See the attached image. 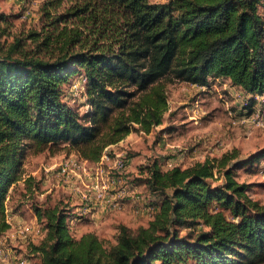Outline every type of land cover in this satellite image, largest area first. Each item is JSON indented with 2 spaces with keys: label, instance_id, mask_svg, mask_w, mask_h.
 <instances>
[{
  "label": "trees",
  "instance_id": "16d2710c",
  "mask_svg": "<svg viewBox=\"0 0 264 264\" xmlns=\"http://www.w3.org/2000/svg\"><path fill=\"white\" fill-rule=\"evenodd\" d=\"M261 4L82 0L71 15L94 24L92 41L66 34L55 55L41 56L25 51L18 39L0 55V235L10 228L6 203L24 178L29 149L66 145L99 162L136 125L149 133L163 123L166 83L176 80L202 87L211 78H228L249 94L264 95ZM51 6L44 4L46 16ZM77 73L87 78L85 115L63 98L64 85ZM235 158L226 154L168 171L154 162L146 184L160 200L155 217L137 229L121 224L114 243L92 232L77 239L64 210L37 207L47 234L33 251L40 264H264V205L233 172L262 162L264 149L228 167ZM217 173L224 183L215 184ZM184 229L189 232L182 235Z\"/></svg>",
  "mask_w": 264,
  "mask_h": 264
},
{
  "label": "rangeland",
  "instance_id": "374dc122",
  "mask_svg": "<svg viewBox=\"0 0 264 264\" xmlns=\"http://www.w3.org/2000/svg\"><path fill=\"white\" fill-rule=\"evenodd\" d=\"M46 2L52 5L49 16L43 11ZM80 3L82 0H0V55L18 39L23 40L25 51L41 56L55 55L58 40L66 34L75 33L92 41L94 24L71 15ZM260 12L264 15V0ZM83 82L87 84L86 75L77 73L63 89L64 100L81 115L90 105L87 95L79 90L77 93L74 86ZM165 90L169 109L163 123L149 133L137 130L136 125L127 137L104 151L113 161L118 155L126 161L125 169L111 172V177L118 180L111 193L122 208L105 211L83 200L79 192L83 186L74 173L78 170L63 172L61 165L68 160L87 159L68 146L39 153L27 151L24 178L11 188L6 203L10 228L0 235V264L41 263V255L33 250L44 241L47 230L38 220L37 207L59 206L64 210L69 216L67 227L77 239L92 232L114 243L121 224L137 229L155 217L160 200L146 184L148 167L154 162L168 171L222 159L226 154L237 155L229 163L232 167L264 149V95L249 94L228 78H211L209 85L202 87L176 80L166 83ZM233 172L240 183L249 186L250 198L264 205V160L253 166L233 167ZM216 177L215 184L224 183L223 175L217 173ZM28 178L31 180L25 182ZM188 232L184 229L181 234ZM3 256L9 258L8 262H1Z\"/></svg>",
  "mask_w": 264,
  "mask_h": 264
},
{
  "label": "built area",
  "instance_id": "2783aa9c",
  "mask_svg": "<svg viewBox=\"0 0 264 264\" xmlns=\"http://www.w3.org/2000/svg\"><path fill=\"white\" fill-rule=\"evenodd\" d=\"M75 91L78 93V90L83 94L86 91V82H83L82 85H75ZM75 92V93H76ZM77 95V94H76ZM118 158L116 160H111L108 153H105L101 160L95 164H91L89 160H68L61 165V170L67 172L71 170H78L74 172L83 186L82 189H79V192L83 196V200L87 203L100 205L101 210L112 211L113 209L122 208L120 202L117 201V196L114 193H111V190L114 187V184L118 180H114L111 177V172L118 170L122 171L126 168V161L124 159ZM107 163V165H105ZM73 167V168H72ZM113 170V171H112ZM9 222V219H8ZM31 230L30 232H32ZM9 258H1V262H8ZM21 264H25V261Z\"/></svg>",
  "mask_w": 264,
  "mask_h": 264
},
{
  "label": "crops",
  "instance_id": "0c3cea01",
  "mask_svg": "<svg viewBox=\"0 0 264 264\" xmlns=\"http://www.w3.org/2000/svg\"><path fill=\"white\" fill-rule=\"evenodd\" d=\"M78 210V208L76 209V211Z\"/></svg>",
  "mask_w": 264,
  "mask_h": 264
}]
</instances>
